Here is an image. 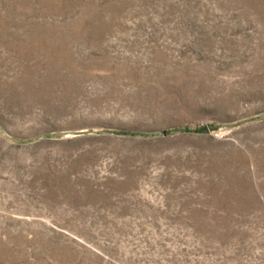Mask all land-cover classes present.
Masks as SVG:
<instances>
[{"label":"rangeland","instance_id":"obj_1","mask_svg":"<svg viewBox=\"0 0 264 264\" xmlns=\"http://www.w3.org/2000/svg\"><path fill=\"white\" fill-rule=\"evenodd\" d=\"M0 264H264V0H0Z\"/></svg>","mask_w":264,"mask_h":264}]
</instances>
